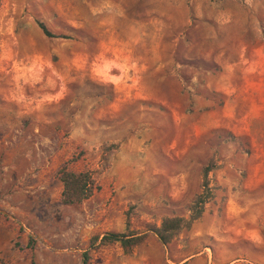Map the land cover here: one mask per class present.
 Listing matches in <instances>:
<instances>
[{"label":"rangeland","instance_id":"1","mask_svg":"<svg viewBox=\"0 0 264 264\" xmlns=\"http://www.w3.org/2000/svg\"><path fill=\"white\" fill-rule=\"evenodd\" d=\"M64 164L98 186L80 204L61 203ZM205 166L210 196L169 243L99 245L187 219ZM84 252L264 264V0H0V264Z\"/></svg>","mask_w":264,"mask_h":264},{"label":"trees","instance_id":"2","mask_svg":"<svg viewBox=\"0 0 264 264\" xmlns=\"http://www.w3.org/2000/svg\"><path fill=\"white\" fill-rule=\"evenodd\" d=\"M37 25L46 37L65 38L63 36H56L52 34L42 22H37ZM210 168L211 166H205L203 169V189L194 201L190 209V215L187 219L182 217H166L162 220L159 227L150 226L147 228L146 232L140 234L131 235L124 232H108L103 234V236L99 239V245L117 243L124 250H131L133 247L140 245L145 240L148 233L155 234L162 244L169 243L177 234H179L183 229L188 228L192 222L200 217L203 205L210 196V190L207 184V174ZM58 177L62 186L61 203L64 205L71 206L80 204L90 198L95 191L98 190V186L94 184V180L89 171L75 172L68 168V164L62 165L58 171ZM96 240L97 238H94L93 242ZM83 259V264H85L88 259L86 252L83 253Z\"/></svg>","mask_w":264,"mask_h":264}]
</instances>
